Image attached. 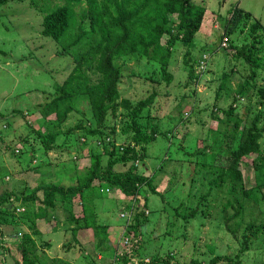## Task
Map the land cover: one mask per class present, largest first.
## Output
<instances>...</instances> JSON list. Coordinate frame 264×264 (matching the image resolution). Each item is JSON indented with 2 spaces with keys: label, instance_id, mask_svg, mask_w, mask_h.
I'll return each instance as SVG.
<instances>
[{
  "label": "trees",
  "instance_id": "obj_1",
  "mask_svg": "<svg viewBox=\"0 0 264 264\" xmlns=\"http://www.w3.org/2000/svg\"><path fill=\"white\" fill-rule=\"evenodd\" d=\"M25 1L32 3L35 15L19 16L21 20L15 32L19 40L14 42L10 52L12 55H17L24 64L34 63V60L30 59L33 50L30 49L29 43L37 38L34 33L31 32L30 35L28 33L30 28H33L30 24L35 23L41 32L40 47L46 49L49 55L59 57L58 61L63 59L60 63L69 62L67 71L70 72L64 82L56 84L53 94L49 93L50 99L44 95L42 99L40 98L41 101L35 102L31 108L6 111L12 117L8 120V125L6 123L0 125V159L2 153L14 152L19 145L18 143L14 150L11 148L8 151L9 146L6 145L5 140L12 135L3 136L5 132L15 129L16 124L23 121L22 126L30 129L28 134L35 135V138H31L23 133L15 139L21 142L20 144L29 145L27 166H32L35 162V167H29L34 176L25 174L22 176L23 185L14 188L0 181V221L6 215L10 216L12 222L25 225L29 231L21 236L19 233L8 234L6 230L10 224L0 222V250L4 249L6 253L18 249L22 253V260H18L17 264L60 263L58 259L51 260L46 251L41 249V245L51 249L53 242L44 240L37 222L43 219L54 226L58 225L53 221L58 213L55 202L74 201V199L80 200L75 202L78 205L76 210H74V202H68L70 207L65 206L62 209L67 214L64 215V231L72 234L69 240L70 247L84 251L81 239L91 234V229L94 228L97 230L96 240L104 242L107 248L112 246L113 242L107 232L99 234L100 227L107 224H98L96 221L98 212L96 205L98 203L99 206H104L107 203L110 198L108 195L110 188L119 193L121 199L125 198L126 201L123 202L125 212H133L132 220L130 219L128 225L130 227L127 228V224L125 225L121 241L128 238L129 246H136L131 249L135 256L144 243L141 239L142 227L147 223L146 212L150 208L151 199L159 196L163 201L161 211L165 214L169 227L181 223L178 226L180 229L193 220L203 225L204 218L212 215L211 212L219 215L224 230L232 234L236 240L239 238L238 231L244 227L239 255L233 258L223 256L212 248L211 251L215 252L216 256L207 263L243 264L241 257L245 253L256 245H264V223L257 224L255 219L245 218L249 202L264 205V126L260 124L264 121V85L257 86L254 83L257 70L261 67L259 62L263 60L260 52L264 50V46L260 38H255L254 40L258 42L249 46L248 43L237 45L230 37L237 28L235 23L239 18L245 15V18L252 22L253 17L249 19L248 12L235 10L234 16H231L224 33L217 41L219 50H224L227 54L231 53L237 65L243 60L250 66L252 73L244 84L238 86L237 93L227 109L221 111L214 107L219 113L222 112L220 117L214 113V109L212 110V117L219 128L221 124L230 127L228 133L226 130L217 129L218 133H223V149L219 154L222 152L225 154L221 155L222 157L216 154L205 159V162L179 161V175L182 177L185 171L187 176V181L180 189L186 193V198L182 200L181 194L176 195L175 189L178 184L176 187L171 180L165 184L166 188L163 192L158 190L159 185L166 178L165 175L167 176L164 169L157 170L148 178L139 171L136 161L144 162L147 146L158 137V131L150 129L148 122L150 117L154 116V110L161 115V109L166 108L163 107L164 99L170 92L164 94L156 88L163 82L172 84L174 76L169 72V68L172 62L176 61L174 57L179 46L187 49L184 66H192V70L189 71V81L197 78L194 70L196 65L205 67L203 65L208 53L200 54L197 59L193 58V52L195 38L203 24L207 7L193 0H0V10L8 4ZM256 25L258 28H252V32L255 37H261L260 33H264V25L258 22ZM225 38L230 43L229 47L222 45ZM47 40L48 48L45 42H42ZM23 44L28 47L26 53L21 51ZM232 49L235 50L234 53ZM131 58L146 62L144 74L138 77L154 84L152 85L154 91L136 104L124 97L129 92V88L124 90L120 88L121 78L119 70L115 67L118 60ZM231 71L233 73L237 70ZM202 72L204 73V71L199 72L200 76ZM10 77L15 79L12 75ZM229 78V73L222 75V86L217 97L222 95ZM190 84L191 82L188 86ZM45 98L47 100L43 103ZM242 99L250 103L245 107L244 113H241L243 106L239 107ZM252 102L256 104L255 107ZM121 108L125 109L124 113L119 112ZM145 112L149 117L147 116L146 121H143L142 116ZM73 114L79 115L77 125L71 131L69 129L64 131L65 125L73 120ZM250 114L254 115L253 118L249 117ZM120 115H123L125 120L118 121ZM33 117L36 121L44 119L49 125L45 127L39 124L45 128L44 130L39 129L38 126H31L29 118ZM108 120L124 123L122 134L130 138L124 146H117L116 125L109 126ZM201 123L203 125L204 121L202 120ZM187 134L188 131L185 135ZM64 135L67 149H73L79 144L86 146L91 144V148L80 153L79 156L89 153L90 166L85 164L77 168V163H74L59 169L36 156L31 142L38 141L41 150L51 153L61 147L57 143ZM79 137L84 141L76 142ZM93 141H99L104 145L105 151L102 153L93 151L92 146L95 145ZM21 149L23 150L22 146ZM207 151L209 150H205L204 147L187 154L201 158ZM253 156L255 157L252 159V165L256 173L254 184L248 186L242 165L246 164V158ZM128 164L130 165L127 171H117L118 166L124 167ZM0 165H3L2 161ZM168 170L174 174L173 169L168 168ZM35 174H37L36 179ZM77 177L79 178L76 184L70 186V181ZM158 177H161L159 183L156 181ZM32 179L38 181L34 182L33 188L27 189L26 186ZM199 182L208 186L205 192L203 187L198 185ZM38 200L44 205L36 206ZM22 208L23 211L19 210ZM86 242L89 243L90 254L95 255L98 251V256H102L101 260L93 256L87 264H122V261L125 263L131 259V264H134L133 256L119 254L118 246H112L113 253L109 251L102 253L99 251L102 247L99 241L92 242L87 237ZM3 244L10 246L4 247ZM262 251L264 252V247ZM1 261L2 264L8 262L4 257ZM150 261V264L166 262L160 257ZM259 261L264 264V256L256 260L258 263ZM191 264H201V261L194 260Z\"/></svg>",
  "mask_w": 264,
  "mask_h": 264
},
{
  "label": "rangeland",
  "instance_id": "obj_2",
  "mask_svg": "<svg viewBox=\"0 0 264 264\" xmlns=\"http://www.w3.org/2000/svg\"><path fill=\"white\" fill-rule=\"evenodd\" d=\"M193 1L207 7L203 24L195 38V48L193 52V58L197 59L200 57V54L208 53L203 65L205 67L196 65L194 70L197 74V78L189 81V71L192 70V66H184L183 61L187 49L183 48V46H179L174 57L176 61H173L169 68V72L174 76L172 84L168 85L163 82L161 85H157L156 88V90L163 92L164 94L170 92L168 97L165 99L163 98L165 100L163 107L166 108L161 109V115L157 114V110H154V116L150 117L149 122L147 121L148 126L151 127L150 129H156L158 131V137L147 146L146 152L148 157H145L144 162L141 163L142 161H136L139 171L148 178L152 177L157 170L164 169V171L167 172V176L165 175L166 178L163 183L159 185L158 190L163 192L166 188L165 184L168 180H171L175 186L178 184L175 191L177 192L176 195L181 194L182 198H180L182 200L186 198V193L180 189L184 182L187 181V176L185 171L182 173V177L179 175V161L205 162V159L212 156L214 157V155L216 156V154L218 155L220 153L223 149V133H218L217 129L219 128V125L216 121L214 122L212 110L215 106L221 111L227 109L230 106L231 100L237 93L236 89L238 86L244 84L246 79L252 73L250 66L243 60L240 61V65H237L238 63L236 59L231 56V53L227 54L224 50L217 49V41L220 35L224 33L231 16H234L235 10L241 9L248 12L250 14L249 19L253 17V20L252 22H249L248 19L245 18V15L239 18L235 23L237 28L231 33L230 38H232L237 45L248 43L249 46L252 45V43L256 44L258 42L254 40L255 38H260V42H262V45L264 46V33H260L261 37H255V34L252 32V28H258L256 25L257 22L264 25V0ZM23 15H35L34 7L31 2L25 1L12 3L11 5L8 4V6L0 10V125L3 123L8 125V120L12 117L6 111L31 108L34 106L35 102H40L44 95H47V99H50L49 93L50 95L53 94L56 84L64 82L70 72L67 71V65L69 62L67 63V61H63L60 63L63 59L58 61L59 57L52 56L51 54L49 55V52L45 51L46 49L40 47L41 32L38 30V25H35V23L30 24L33 25V28H30V32L28 33V35H30L31 32L34 33L35 38H37L29 43L30 49L33 50L30 59L34 60V63L31 62L29 64H24L17 55H12V52L10 51L12 50L13 44L19 40L15 33L21 20L19 16ZM246 27H248V29H246ZM165 40L166 39H164V41ZM42 42H45V46L48 48V40ZM227 44H229V42ZM21 49L23 53L28 51V47H25L24 44L21 45ZM234 52L235 50L232 49V53ZM7 53H9V55L6 56ZM260 56L263 60L259 62L261 67L257 70V78L254 81L257 86L264 85V50L260 52ZM53 63H56L57 66ZM145 63L144 60L140 61L135 58L129 60L120 59L115 63V67L119 70L121 78V83H119L120 88L123 90L129 88V92L126 93L124 97L130 99L134 104L147 98L151 92L154 91L152 87L154 84L148 82V80L139 79L140 77H138L140 74H144L143 69L146 67ZM231 70L237 71L231 73ZM201 71H204V73L202 72V75L200 76L199 72ZM225 73H229L230 76L228 79V85L223 88L224 91L222 92V95L217 97L220 86H222L221 77ZM10 75L15 77V79L10 77ZM22 75H24V77H22ZM189 82H191V84L188 86ZM149 84L150 86H148ZM47 99L45 98L43 103H45ZM248 103L249 102L246 99H242V101L239 102V107L243 106L241 113L246 112L245 107ZM252 104L253 107L256 106L254 102H252ZM119 112L124 113L125 109L121 108ZM214 113H217V116L220 117L222 112L219 113L218 110L214 109ZM147 116L146 112L143 113L142 120L146 121ZM253 116V114L249 115L251 118H253ZM72 117L73 120L65 125L64 131H67L68 129L71 131L72 128L77 125L78 120L80 119L79 115L73 114ZM29 120L31 121V126H38V128H41L42 130L45 128L39 126V124H42L45 127L49 125L48 123H45L44 119H38L36 121L35 117H33L29 118ZM122 120H125V118L123 115H120L118 121ZM202 120L204 121L203 125L201 123ZM107 124L111 127L116 125L117 134L115 136V142L118 147L122 145L124 146L127 141L129 142L130 138L127 135L122 134L123 122L119 123L108 120ZM260 124L264 126V121L260 122ZM22 125L23 121L18 125L16 124L15 129L7 131L3 135L5 137L6 134L12 135L11 138L8 136L5 140L7 142L6 145L9 146L8 151L11 148L14 150L16 147L15 145L19 143L14 152L10 151L5 154L2 153L0 159V161L3 162V165H0V181L7 183L11 188L21 186L19 181L22 179L23 183L22 176L25 174L33 175L32 169L28 167H35V162L32 166H27L29 164V152L27 150L29 145L20 144L21 142L15 141V139H18V136H21L23 133L24 135H29L31 138H35V135L32 133L28 134L30 129L28 130L27 126ZM33 129L35 128L33 127ZM219 129L221 131L226 130L228 133L230 127L229 125L221 124ZM186 131H188L189 134L185 135ZM65 140V135L60 137L57 144L64 148L59 147L51 153H46L41 150L38 141L36 142L34 140L31 143L35 149L37 157L45 160L51 166L64 169L67 166L76 163L77 157L79 158L80 153L91 148V144L89 143L87 146L85 144H79L74 146L73 149H67L68 146ZM75 141L83 142L84 139L79 137ZM93 143L95 144L92 146L93 151H98L100 153L105 151L104 145L99 141H93ZM21 146L23 147V150L21 149ZM204 147L205 150L209 151H207L201 158L187 154V152L196 149L201 150ZM223 154H225V152H222L219 156H223ZM88 157L89 153L83 154V157L80 160V162H82L81 166H83L84 163H88ZM254 157L255 156L246 158V164L242 165V170L248 186L254 184L256 173L252 165V159ZM129 165L130 164L124 167L118 166L117 169L118 171L125 172L128 170ZM168 168L173 169L174 174L172 171L168 172ZM21 169H23V172L20 173ZM36 177L37 174H35V179ZM180 177L183 179L182 181ZM160 179L161 177H158L156 181L159 183ZM178 180L180 182H178ZM54 183L58 184L57 181H54ZM97 183L98 182H96V184ZM198 185L203 187L204 192L208 189V186L205 183L199 182ZM109 190L110 192L108 195L110 198L104 206H101L102 209H99V215L96 218L98 224L105 223L108 225L100 227L99 234L107 232L109 239L113 242L112 246L118 244L119 254L125 253L129 256H133V260H135L134 264H150V259H156L159 257L165 259V264H191L194 260H200L201 264H207L216 256V253L211 251L212 248H215V250L223 256L233 258L236 255H239L244 227L238 231L239 238L236 240L233 238L232 234L224 230V227L221 225L222 220L218 218L219 215H216L215 212H211L212 215L204 218L203 225L197 224V221L193 220L185 227L181 226L180 229L178 226H180L181 223L169 227L167 225L168 221L166 220V216L163 211H161L163 201L158 196L151 199L150 208H148L146 212L148 219L146 220V225L142 227L143 233L141 234V239L142 241L144 240V243L143 246L138 249V255L135 256L129 245L123 247V243H121L122 241H119L120 233L123 229L122 227L125 224V222L119 219V217L124 215L123 213L120 214V212L124 209L125 204H123V202L126 200L125 198L121 199L120 197L122 196L119 197V193L114 192L110 188ZM107 192L108 191H106V193ZM36 203V206L44 205L40 200ZM65 203L66 202H63L64 206L70 207V203ZM173 204L175 203L173 202ZM63 208L64 207H61L60 209ZM20 210L23 211V208ZM62 214L67 215L60 211L57 218L61 220ZM10 218V216L6 215L0 222H7L10 224L13 231H15L14 234L19 233V236L28 232L25 226H21L20 223L17 224L12 222ZM245 218L255 219L257 224L264 223V205L249 202ZM125 219H127V217ZM129 227L130 226L127 228ZM59 228H61V224L59 225ZM111 228L113 229L110 230ZM40 229L44 234H47L46 225L44 223L40 224ZM60 231L61 230H59V233L56 231V233L51 234L49 236L51 239H46V242L49 240L54 242V247L51 250L46 249L44 245L41 247V249L47 251L46 253L50 259L62 258L61 255H58L55 252L59 249L65 250L66 242L72 238L71 233L70 235H67V238H61L60 236L63 235V232ZM96 232L97 230L94 228L91 230V234H87V237L92 242L99 241L102 244V247L99 249L100 252L105 253L106 251H109L113 253L114 249L112 246L107 248L104 242L96 240ZM86 238L81 239L83 250H85L84 246L89 244L86 242ZM263 247L264 245H256L251 251L245 253L241 257L243 264H261V261L258 263L256 260H259V257L264 256V252L262 251ZM13 251L16 253L15 249ZM77 254V247H74V252L71 257H76ZM98 254L97 251V254L95 253V255ZM80 256L81 260L85 258L87 261H91L92 259L87 251L81 253ZM99 257L102 258L101 256ZM1 259H3V257L0 258V264H2ZM21 260L22 258L20 257V261ZM131 261L128 260L125 263L122 261V264H131ZM217 264L226 263L220 262Z\"/></svg>",
  "mask_w": 264,
  "mask_h": 264
},
{
  "label": "crops",
  "instance_id": "obj_3",
  "mask_svg": "<svg viewBox=\"0 0 264 264\" xmlns=\"http://www.w3.org/2000/svg\"><path fill=\"white\" fill-rule=\"evenodd\" d=\"M78 178L79 177H77V179H75V180H72V183L70 184V186L71 185H75L76 184V182L78 181ZM33 186H34V184H27V189H29L30 187L31 188H33ZM120 200V199H119ZM78 201H80L79 199H74V201H69V200H61V201H57V202H55V208H57L56 209V211L58 212L57 213V215H56V218L53 220V221H55V222H57L58 223V225H56V226H54L52 223H49L48 221H46V220H43V219H41V220H39L38 222H37V224H38V228H39V231L42 233V235L44 236V240L46 241V239H48L49 238V236L51 235V234H53V233H56V231H57V233H59V230H61L60 232H63V235L62 236H60L61 238H67V235L69 234L70 235V232H65L64 231V225H65V220H64V215L62 214V217H61V220L59 219V218H57V216H59V212L61 211L62 213H64L63 212V210L62 209H60L61 207H64L65 208V206L63 205V202H66L65 204H67L68 202H70V203H73L74 202V204H75V207H74V210H76L77 209V203H75V202H78ZM46 206V205H45ZM96 207H98V209L96 210V211H98L96 214H97V217H98V215H99V209H102L101 208V206H99L98 204L96 205ZM125 208V207H124ZM56 211H55V213H56ZM132 213V216H131V220H132V217H133V212H131ZM131 220H129V222L127 223V222H125V224H124V226L122 227L123 229H122V231H121V233H120V239H119V241L121 242V240H122V234L124 235V233H123V230H124V227H125V225L127 224V226L129 225V223H130V221ZM20 221V220H19ZM41 223H44L45 225H46V230H47V234H44L43 232H42V230L40 229V224ZM61 224V228H59V225ZM105 224V223H104ZM108 225V224H107ZM21 226H25V225H21ZM26 227V226H25ZM116 228V227H115ZM113 228H111L110 230H112ZM26 230L27 231H29L28 230V228L26 227ZM92 230V229H91ZM7 231V233L8 234H14L13 232V229H12V227L11 226H9V228L6 230ZM125 232V231H124ZM49 239H51V238H49ZM115 239V238H114ZM70 240V239H69ZM69 240L66 242V248H65V250H63V249H59V250H57L55 253L56 254H58V255H61V257L62 258H59L58 260L60 261V263L59 264H77V263H80V264H87V262H89V261H87L85 258H83V260H81L80 258H81V253H83L84 251H87V253H89L90 254V252L88 251V245L87 246H84V251H81V249H79V250H77V252H78V254L76 255V257H71V255L73 254V252H74V248H71L70 247V243H69ZM52 242V240H49V242ZM5 244H3V246H4ZM10 246V244H6L4 247H9ZM42 246V245H41ZM115 246H118L117 244H115ZM54 247V242L52 243V248ZM136 246L134 245V246H131V249L132 248H135ZM51 248V249H52ZM51 249H48V250H51ZM133 250V249H132ZM47 252V251H46ZM49 253V252H48ZM91 255V258L93 257V256H96L98 259H100L101 260V258L98 256V255H92V254H90ZM103 255V254H102ZM6 256V257H5ZM22 258V253H20L18 250H16V253L14 252V251H10V252H6V253H4V249L3 250H0V258H2V257H4L5 259H7L8 260V262H7V264H17V261L19 260L20 261V257ZM101 256V255H100ZM104 256V255H103ZM102 257V256H101ZM69 259V260H68ZM51 260H54V259H51ZM75 262V263H73V262ZM100 262H102V261H100Z\"/></svg>",
  "mask_w": 264,
  "mask_h": 264
},
{
  "label": "clouds",
  "instance_id": "obj_4",
  "mask_svg": "<svg viewBox=\"0 0 264 264\" xmlns=\"http://www.w3.org/2000/svg\"><path fill=\"white\" fill-rule=\"evenodd\" d=\"M227 38H225L224 39V43L222 44V45H224V46H227V47H229L230 46V43L229 44H227L228 42H227ZM217 49H218V44H217ZM219 50V49H218ZM201 64V63H200ZM200 66V65H199ZM16 153V152H15ZM79 156H80V154H79ZM83 157V156H82ZM82 157H79V159H78V157H77V168L79 167V166H81L82 165V162H80V160H81V158ZM6 161V160H5ZM84 165H85V163H84ZM87 165L88 166H90L89 165V163H87ZM82 167V166H81ZM81 167H79V168H81ZM29 168V167H28ZM118 171V170H117ZM38 180H36V181H34L33 179L28 183V184H34V182H37ZM19 183H21V185H23L22 184V179H20V181H19ZM72 183V180L70 181V184ZM31 188V187H30ZM20 210V209H19ZM121 213H123L124 215L122 216V217H119V219H121V220H123L124 222H127L128 223V221L130 220V218H131V216H132V213H127V212H125V209H123V210H121V212H120V214ZM127 217V219H125ZM136 242H137V240H136ZM121 243H123V245H130V242H129V240H128V238L127 239H125L123 242H121ZM134 262H135V260H133Z\"/></svg>",
  "mask_w": 264,
  "mask_h": 264
}]
</instances>
